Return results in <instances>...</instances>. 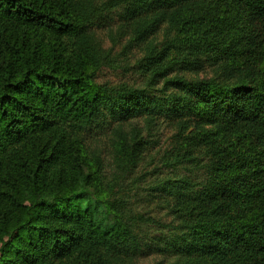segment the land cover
Wrapping results in <instances>:
<instances>
[{"label":"trees","instance_id":"16d2710c","mask_svg":"<svg viewBox=\"0 0 264 264\" xmlns=\"http://www.w3.org/2000/svg\"><path fill=\"white\" fill-rule=\"evenodd\" d=\"M146 261L264 264V0H0V264Z\"/></svg>","mask_w":264,"mask_h":264},{"label":"rangeland","instance_id":"374dc122","mask_svg":"<svg viewBox=\"0 0 264 264\" xmlns=\"http://www.w3.org/2000/svg\"><path fill=\"white\" fill-rule=\"evenodd\" d=\"M107 45L110 44L109 41L106 42ZM108 77L112 78V79H117L118 77H116L115 75H113L111 72H108ZM144 264H152L150 261H146Z\"/></svg>","mask_w":264,"mask_h":264}]
</instances>
